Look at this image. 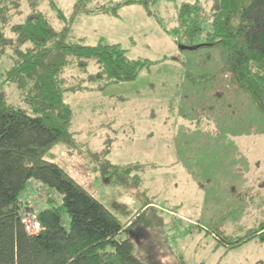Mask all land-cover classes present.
I'll return each mask as SVG.
<instances>
[{
	"label": "rangeland",
	"instance_id": "374dc122",
	"mask_svg": "<svg viewBox=\"0 0 264 264\" xmlns=\"http://www.w3.org/2000/svg\"><path fill=\"white\" fill-rule=\"evenodd\" d=\"M76 1L37 0L36 9L60 28L63 22L57 9L67 24ZM119 1L90 0L87 6ZM194 1L201 4L207 22L213 0H159L149 6L155 16L139 4L124 6L117 16H77L69 40L94 45L103 38L118 43L128 58L147 61L149 66L132 81L67 93L65 101L73 113L71 130L81 144L70 149L58 143L43 158L62 167L122 224L145 201L144 195H136L139 177V189L147 191L146 197L160 209L167 243L186 264H264V238L227 250L206 230L243 234L264 223V118L245 92L236 95L234 86L222 80L226 76L218 71L215 49L211 50L214 59L200 67L203 49H182L180 45L187 44L164 31L177 25L175 6ZM15 12L19 13L10 24L0 22V31L8 37L14 36L10 25L23 21L31 9L22 0ZM201 43L199 39L193 46ZM10 53V47L0 50V82L11 67ZM89 70H94L92 63ZM185 71L216 77L193 83L186 80ZM64 77L70 86L78 84L81 76L68 67ZM3 90L10 102L23 105L15 86L4 83ZM106 142L110 144L106 156L98 154L95 159L87 152L101 150ZM105 159L120 167L130 165L128 173L106 167ZM180 160L184 169L176 165ZM141 165L150 167L139 172ZM147 237L141 235L139 244L134 240L137 256H144Z\"/></svg>",
	"mask_w": 264,
	"mask_h": 264
},
{
	"label": "trees",
	"instance_id": "16d2710c",
	"mask_svg": "<svg viewBox=\"0 0 264 264\" xmlns=\"http://www.w3.org/2000/svg\"><path fill=\"white\" fill-rule=\"evenodd\" d=\"M21 1L0 0L1 23H11ZM23 1L31 12L20 23L10 25L14 36L0 31V50L10 47L12 61L0 82V264H186L167 243L160 209L146 197L147 191L139 189V177L136 195H144L145 201L122 224L62 167L43 158L58 143L70 149L81 144L71 130L73 113L65 101L67 93L132 81L141 68L149 66L147 61L128 58L118 43L103 38L94 45L69 40L77 16H117L119 9L132 4L142 5L149 16H155L149 6L159 0H121L94 8L87 6L90 0H77L67 24L63 12L57 9V17L63 22L60 28L36 9L37 0ZM175 12L177 25L164 31L188 46L202 39L196 47L203 49L198 58L200 67H207L214 59L211 50L215 49L219 73L239 92H245L264 118V0H213L207 22L198 1L181 2ZM90 63L93 71L89 70ZM68 67L80 74L78 84L69 86L66 81L64 71ZM215 77L209 72L195 75L185 71L186 80L193 83L213 81ZM4 83L18 89L23 105L8 100ZM109 151L107 142L101 150H87L95 159ZM101 166L119 168L121 174L130 168L107 159ZM141 167L139 172L150 166ZM31 181L57 199L50 196L40 202L37 233L28 232L22 221L20 198ZM206 230L227 250L255 237L264 238V223L243 234ZM144 233L149 236V246L141 257L134 253V240L139 244ZM169 257L170 262L166 260Z\"/></svg>",
	"mask_w": 264,
	"mask_h": 264
},
{
	"label": "built area",
	"instance_id": "2783aa9c",
	"mask_svg": "<svg viewBox=\"0 0 264 264\" xmlns=\"http://www.w3.org/2000/svg\"><path fill=\"white\" fill-rule=\"evenodd\" d=\"M50 196L56 199L54 193L44 188L36 181H31L26 185V188L21 195L20 202L23 206L22 221L28 232L37 233L40 230V223L37 217L40 202Z\"/></svg>",
	"mask_w": 264,
	"mask_h": 264
},
{
	"label": "crops",
	"instance_id": "0c3cea01",
	"mask_svg": "<svg viewBox=\"0 0 264 264\" xmlns=\"http://www.w3.org/2000/svg\"><path fill=\"white\" fill-rule=\"evenodd\" d=\"M122 8H124V7H122ZM222 80H223L224 82H228L227 79H225V78H223ZM228 83H229V82H228ZM234 89H235V94H236V95H239L240 92H239L235 87H234ZM181 163H182V161L180 160V162H179L178 164H176V165H178V166L181 165V166H182L181 168L184 169L185 165H184V164L182 165ZM175 169H176V168H175ZM176 170H177V169H176ZM186 171H187V174H188V178H190V180H191L193 183H195L196 180H195L194 177L192 176L191 170H190V169H186ZM183 177H184V176H183ZM184 178H185V177H184ZM191 178H192V179H191ZM185 179H186V178H185ZM195 184H196V183H195ZM196 186H197V184H196ZM177 217H179V215H178ZM183 218H184V219H187V220H189V221H191V222H192V221H195V220H193V219H191V218H187V217H183Z\"/></svg>",
	"mask_w": 264,
	"mask_h": 264
},
{
	"label": "water",
	"instance_id": "95a60500",
	"mask_svg": "<svg viewBox=\"0 0 264 264\" xmlns=\"http://www.w3.org/2000/svg\"><path fill=\"white\" fill-rule=\"evenodd\" d=\"M197 46H187V45H180V48L187 49V48H196Z\"/></svg>",
	"mask_w": 264,
	"mask_h": 264
}]
</instances>
